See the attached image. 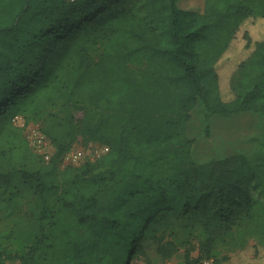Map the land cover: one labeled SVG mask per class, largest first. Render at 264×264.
<instances>
[{
  "label": "trees",
  "instance_id": "1",
  "mask_svg": "<svg viewBox=\"0 0 264 264\" xmlns=\"http://www.w3.org/2000/svg\"><path fill=\"white\" fill-rule=\"evenodd\" d=\"M179 2L0 0V203L32 193L0 264H129L162 233L264 248V164H198L188 132L200 106L264 117V0ZM80 139L110 151L63 165Z\"/></svg>",
  "mask_w": 264,
  "mask_h": 264
},
{
  "label": "rangeland",
  "instance_id": "2",
  "mask_svg": "<svg viewBox=\"0 0 264 264\" xmlns=\"http://www.w3.org/2000/svg\"><path fill=\"white\" fill-rule=\"evenodd\" d=\"M204 4L205 0L179 2L181 8L192 11H200ZM240 46H244L243 41H238L234 49ZM16 123L22 126L25 121L20 117L16 119ZM25 130L28 136L29 131L34 133L33 131L40 130V126L31 123ZM188 132L195 140L192 153L198 164L240 153L246 154L254 165L264 164V117L259 114L243 112L220 115L209 113L200 106L193 112ZM95 145H86L80 139L74 148L84 151V159L95 158ZM63 165H66L64 161ZM31 200L32 193L23 191L13 203H0L1 232L15 228L27 229L30 226L32 221L27 211ZM207 248V241L200 233L189 245H182L170 233H162L158 239L145 241L144 252L134 255L129 264H264V248L255 240H250L243 249L223 245L212 246L210 251ZM12 249L16 255V244L12 245ZM7 264H20V261L12 260Z\"/></svg>",
  "mask_w": 264,
  "mask_h": 264
},
{
  "label": "built area",
  "instance_id": "3",
  "mask_svg": "<svg viewBox=\"0 0 264 264\" xmlns=\"http://www.w3.org/2000/svg\"><path fill=\"white\" fill-rule=\"evenodd\" d=\"M18 119V118H17ZM23 127H26L25 123L22 125ZM27 130V129H26ZM34 133L28 132V140L30 142L31 147L34 151L41 154L46 158L47 161L51 159V156L53 154V147L51 145V142L49 139L41 132V130H35ZM50 147L52 151L50 152ZM94 152L97 155L95 158H85V154L83 150H76L75 148L69 151L63 161L66 165H73V166H79L81 165L85 160L89 159L91 161H96L103 155L107 154L110 151V148L108 146H101V145H95ZM65 165V166H66Z\"/></svg>",
  "mask_w": 264,
  "mask_h": 264
},
{
  "label": "bare ground",
  "instance_id": "4",
  "mask_svg": "<svg viewBox=\"0 0 264 264\" xmlns=\"http://www.w3.org/2000/svg\"><path fill=\"white\" fill-rule=\"evenodd\" d=\"M221 122V121H220ZM223 124H225V122H223ZM227 125V124H226ZM235 125V124H234ZM236 125H237V123H236ZM243 125V124H242ZM231 126V125H230ZM229 126V127H230ZM222 127H223V125H222ZM224 128H225V126H224ZM229 129H231V127L229 128ZM232 130V129H231ZM234 131V130H233ZM236 131V130H235ZM227 134V133H226Z\"/></svg>",
  "mask_w": 264,
  "mask_h": 264
},
{
  "label": "crops",
  "instance_id": "5",
  "mask_svg": "<svg viewBox=\"0 0 264 264\" xmlns=\"http://www.w3.org/2000/svg\"><path fill=\"white\" fill-rule=\"evenodd\" d=\"M205 5V4H204ZM204 7V6H203ZM204 8H202L200 11H203Z\"/></svg>",
  "mask_w": 264,
  "mask_h": 264
}]
</instances>
